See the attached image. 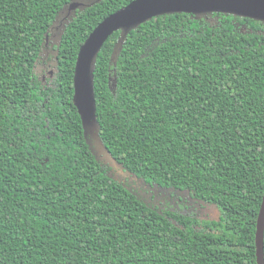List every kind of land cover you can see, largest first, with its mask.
I'll return each mask as SVG.
<instances>
[{
	"label": "trees",
	"instance_id": "trees-1",
	"mask_svg": "<svg viewBox=\"0 0 264 264\" xmlns=\"http://www.w3.org/2000/svg\"><path fill=\"white\" fill-rule=\"evenodd\" d=\"M76 1L0 0V264H257L264 21L174 10L113 31L91 65L99 159L77 61L135 0Z\"/></svg>",
	"mask_w": 264,
	"mask_h": 264
},
{
	"label": "water",
	"instance_id": "water-1",
	"mask_svg": "<svg viewBox=\"0 0 264 264\" xmlns=\"http://www.w3.org/2000/svg\"><path fill=\"white\" fill-rule=\"evenodd\" d=\"M211 3L222 5L225 8L223 9L208 8V5ZM84 6H89V5H83L78 2H73L67 7V10L74 11L77 8ZM259 8L261 7L257 4L255 6L247 5V3L244 0H135L121 11L105 19L101 24L98 25V27L94 30V32L86 41L85 45L80 50V54L77 61L75 78H74V84H75L74 103L80 115L83 110L84 114L87 117L91 118L90 116L91 109L89 107H85L84 105L85 103H87V96H88L93 111L91 129L95 130L96 139L98 136V131H97L98 126L94 116L92 94L89 90L91 85L90 84L91 65H93L94 57L97 51L113 31L121 28H128L134 24L143 22L146 19L155 16L157 14H160L162 12H168L174 10H185L195 13L217 11L222 13L223 12L232 13L238 16H245V17L248 16L250 18H255L264 21V11H262ZM82 126H83V119H82ZM263 231H264V195L262 198V203L257 218L256 232H255V251H256L257 264H264Z\"/></svg>",
	"mask_w": 264,
	"mask_h": 264
},
{
	"label": "rangeland",
	"instance_id": "rangeland-1",
	"mask_svg": "<svg viewBox=\"0 0 264 264\" xmlns=\"http://www.w3.org/2000/svg\"><path fill=\"white\" fill-rule=\"evenodd\" d=\"M98 1H100V0H78L76 2H78L80 4H83V5H91V4L96 3ZM244 1L249 6H251V5L255 6L257 4V5H259L261 7L259 9L264 11V0H244ZM177 6H179V5H177ZM215 6H217V7H215ZM208 8L223 9L225 7H223L222 5H217L215 3H211V4L208 5ZM84 105H85V107H89L91 109V112H90L91 118L87 117L84 114L83 110H82V113H81V116H82V119H83L84 136H85V139H86L91 151L93 152L94 156L100 159L101 157H103L104 152H103V150L101 149V147L99 146V144L97 142V139H96V136H95V130L91 129V126H92V112L93 111H92V106H91V103H90V100H89L88 96H87V103H85ZM80 112H81V109H80ZM102 161L104 163L110 165L111 167H113V164L111 162H109L108 160L102 158ZM113 173L120 180H125V178L127 177L125 174L122 173V171H120L119 169H116V167H113ZM123 182H125V181H123ZM128 182H131L130 178H128ZM135 187L140 193H144V192L147 191V190H143V186L140 185V184L136 183ZM147 194L149 196L150 194H152V192H148ZM153 198H154L153 199L154 202H157L159 200H161V201L164 200L163 197H160V196L156 195L155 193H154ZM203 210L204 211L199 210V211L203 212V215L207 213V215L210 216V217H215L216 216V212H215V210L213 208L207 207V208H204Z\"/></svg>",
	"mask_w": 264,
	"mask_h": 264
}]
</instances>
